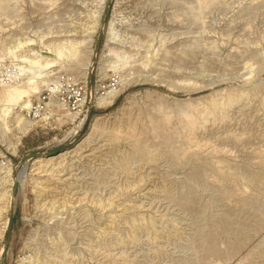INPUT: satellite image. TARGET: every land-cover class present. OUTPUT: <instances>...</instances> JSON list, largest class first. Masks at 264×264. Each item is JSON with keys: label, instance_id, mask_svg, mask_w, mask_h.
Masks as SVG:
<instances>
[{"label": "rangeland", "instance_id": "obj_1", "mask_svg": "<svg viewBox=\"0 0 264 264\" xmlns=\"http://www.w3.org/2000/svg\"><path fill=\"white\" fill-rule=\"evenodd\" d=\"M0 264H264V0H0Z\"/></svg>", "mask_w": 264, "mask_h": 264}, {"label": "water", "instance_id": "obj_2", "mask_svg": "<svg viewBox=\"0 0 264 264\" xmlns=\"http://www.w3.org/2000/svg\"><path fill=\"white\" fill-rule=\"evenodd\" d=\"M107 12L105 13V18L107 16ZM103 37H104V28L101 27L98 31V35H97V39H96V47H95V52L93 53V59L95 58V55H96V50L98 48V46L101 44L102 40H103ZM64 150V147H58L52 151H49V152H45V153H32L30 155H28L25 160L28 161V160H31V159H35V158H38V157H45V158H48V157H51V156H55L59 153H61L62 151ZM25 168L22 169V171L24 170ZM17 184L14 183V187H16Z\"/></svg>", "mask_w": 264, "mask_h": 264}, {"label": "bare ground", "instance_id": "obj_3", "mask_svg": "<svg viewBox=\"0 0 264 264\" xmlns=\"http://www.w3.org/2000/svg\"><path fill=\"white\" fill-rule=\"evenodd\" d=\"M35 159H37V158H35Z\"/></svg>", "mask_w": 264, "mask_h": 264}]
</instances>
